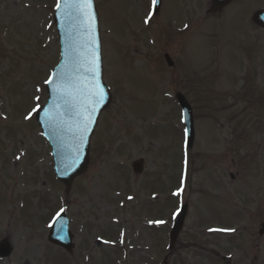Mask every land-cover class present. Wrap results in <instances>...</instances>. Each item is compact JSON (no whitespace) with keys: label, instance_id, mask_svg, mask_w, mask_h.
I'll return each mask as SVG.
<instances>
[{"label":"rangeland","instance_id":"374dc122","mask_svg":"<svg viewBox=\"0 0 264 264\" xmlns=\"http://www.w3.org/2000/svg\"><path fill=\"white\" fill-rule=\"evenodd\" d=\"M94 1L112 101L66 192L36 123L60 61L58 0H0V264H264V31L252 22L264 0L215 14L212 0H162L158 14L153 0ZM178 97L193 112L189 148ZM61 211L71 254L48 241Z\"/></svg>","mask_w":264,"mask_h":264},{"label":"water","instance_id":"95a60500","mask_svg":"<svg viewBox=\"0 0 264 264\" xmlns=\"http://www.w3.org/2000/svg\"><path fill=\"white\" fill-rule=\"evenodd\" d=\"M232 0H214L212 13L228 5ZM61 7L57 9L55 14V23L57 25L58 34L61 42V62L53 73H58L61 67H64L66 73L65 84L71 85L75 83L80 89V95L68 103L61 99L62 93L56 91L58 85L61 84L59 76L53 77L52 85L47 86L48 104L42 108L37 116V122L44 136L49 140L54 149L55 172L57 179L63 182L68 190L70 189L75 177L86 170V165L89 157V143L94 132L95 126L101 113L110 104V94L102 82V59H101V43L99 35V20L94 1L92 0V13L94 14L93 27L94 32H89L84 25L79 24L73 29L69 28L66 22L65 8L63 0H59ZM161 2L156 0L153 6V11L157 13L160 9ZM255 23L264 29V11L257 13L254 16ZM97 42V75L96 81L103 87L104 100L97 107L94 113H91L92 123L89 125V130L84 133V139L81 143V127L83 117L88 115L86 111L89 98L86 91L80 88V85H87L91 80L87 73V64L84 63V58L90 55L89 41L93 37ZM167 64L172 67L173 62L168 56H165ZM179 104L183 112L184 122L186 126V141L188 145H192L194 139L193 118L189 105L182 98L179 99ZM142 161L134 164V170L137 173L141 172ZM186 216V207L182 209V214L174 227L171 235V247L175 244L183 221ZM49 242L60 246L71 252L72 236L69 231V221L65 215H61L52 225L49 235ZM10 253L9 248L1 246L0 256L7 257Z\"/></svg>","mask_w":264,"mask_h":264},{"label":"snow or ice","instance_id":"6c2138e0","mask_svg":"<svg viewBox=\"0 0 264 264\" xmlns=\"http://www.w3.org/2000/svg\"><path fill=\"white\" fill-rule=\"evenodd\" d=\"M156 0H153V5H155ZM63 6L65 8V16L66 22L69 25L70 29H73L75 26L82 24L89 32H94L93 20L94 14L92 13V0H63ZM61 4H57V8H60ZM89 44L90 55L87 58H84V63L87 64V73L90 75L91 80L87 85H80V88L86 91L87 96L89 98L88 106L86 111L88 115L83 117L82 127H81V135L80 140L81 143L84 139V133L89 130V125L92 123L91 113H94L97 110V107L104 100V91L103 87L96 81L97 75V65H98V55H97V42L93 37L90 39ZM53 77L59 76L61 80V84L58 85L56 91L61 92V99L66 101V108L68 107V103L74 98V96L80 95V89L77 88L75 83L71 85H67L64 83L66 79V73L64 67H61L58 73H53ZM45 83L52 85L54 83L53 79H48ZM37 99H39L37 97ZM183 191L181 187L177 191V195ZM234 231V230H228Z\"/></svg>","mask_w":264,"mask_h":264},{"label":"flooded vegetation","instance_id":"af4514ba","mask_svg":"<svg viewBox=\"0 0 264 264\" xmlns=\"http://www.w3.org/2000/svg\"><path fill=\"white\" fill-rule=\"evenodd\" d=\"M158 199L160 198L159 196L157 197ZM157 199V200H158ZM170 230H171V226L169 225V232H170ZM161 231H159V233H160ZM258 259V258H257ZM256 264V263H255Z\"/></svg>","mask_w":264,"mask_h":264}]
</instances>
